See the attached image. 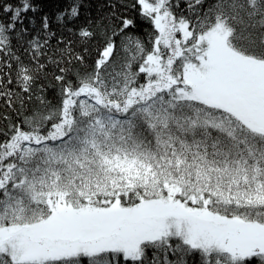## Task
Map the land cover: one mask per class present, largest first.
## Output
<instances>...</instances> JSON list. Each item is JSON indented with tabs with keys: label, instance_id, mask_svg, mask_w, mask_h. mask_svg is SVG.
Instances as JSON below:
<instances>
[{
	"label": "snow or ice",
	"instance_id": "obj_1",
	"mask_svg": "<svg viewBox=\"0 0 264 264\" xmlns=\"http://www.w3.org/2000/svg\"><path fill=\"white\" fill-rule=\"evenodd\" d=\"M0 264H264V0H0Z\"/></svg>",
	"mask_w": 264,
	"mask_h": 264
}]
</instances>
